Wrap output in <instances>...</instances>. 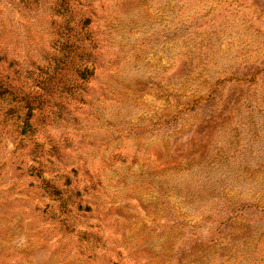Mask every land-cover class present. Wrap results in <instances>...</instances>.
Instances as JSON below:
<instances>
[{"label": "rangeland", "instance_id": "1", "mask_svg": "<svg viewBox=\"0 0 264 264\" xmlns=\"http://www.w3.org/2000/svg\"><path fill=\"white\" fill-rule=\"evenodd\" d=\"M0 264H264V0H0Z\"/></svg>", "mask_w": 264, "mask_h": 264}]
</instances>
